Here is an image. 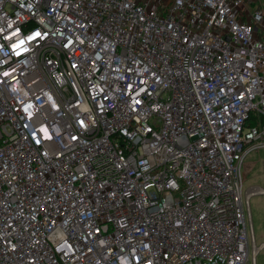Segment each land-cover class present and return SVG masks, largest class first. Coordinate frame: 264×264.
<instances>
[{
  "label": "built area",
  "instance_id": "obj_1",
  "mask_svg": "<svg viewBox=\"0 0 264 264\" xmlns=\"http://www.w3.org/2000/svg\"><path fill=\"white\" fill-rule=\"evenodd\" d=\"M261 147L264 0H0V264H255Z\"/></svg>",
  "mask_w": 264,
  "mask_h": 264
},
{
  "label": "rangeland",
  "instance_id": "obj_2",
  "mask_svg": "<svg viewBox=\"0 0 264 264\" xmlns=\"http://www.w3.org/2000/svg\"><path fill=\"white\" fill-rule=\"evenodd\" d=\"M242 195L248 190L264 188V147L251 151L241 165ZM254 240L257 245L264 242V194L254 193L249 198ZM255 264H264V246L256 255Z\"/></svg>",
  "mask_w": 264,
  "mask_h": 264
},
{
  "label": "snow or ice",
  "instance_id": "obj_3",
  "mask_svg": "<svg viewBox=\"0 0 264 264\" xmlns=\"http://www.w3.org/2000/svg\"><path fill=\"white\" fill-rule=\"evenodd\" d=\"M37 35H39V33H37ZM5 75H7V73H5Z\"/></svg>",
  "mask_w": 264,
  "mask_h": 264
}]
</instances>
